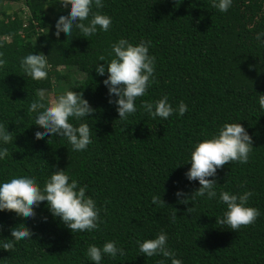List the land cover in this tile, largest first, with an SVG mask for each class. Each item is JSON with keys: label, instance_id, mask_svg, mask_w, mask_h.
<instances>
[{"label": "trees", "instance_id": "16d2710c", "mask_svg": "<svg viewBox=\"0 0 264 264\" xmlns=\"http://www.w3.org/2000/svg\"><path fill=\"white\" fill-rule=\"evenodd\" d=\"M13 3L19 8L11 10ZM0 4V123L12 135L4 145L8 154L0 160V179L34 175L42 185L51 171L65 169L78 185H87L86 195L96 201L102 220L91 232H72L52 217L46 202L32 218L0 211V243L11 239L10 228L19 223L33 232L30 239L13 241L10 249L0 248V264H93L85 254L88 245L107 240L117 241L124 255L104 256L101 264H156L160 259L170 264L168 258L139 253L136 244L161 230L183 264H264V111L258 103L264 94V44L255 38L264 31V0H232L223 13L212 0H103V8L93 11L109 15L111 25L89 37L78 30L68 37L54 35L55 17L67 8L57 0ZM119 38L150 40L149 54L155 58L154 80L135 101L137 111L125 119L108 102L107 72L99 76L94 68L102 56L112 58L110 45ZM36 50L48 55L43 80L20 68L21 58ZM73 70L83 77L72 81L78 79ZM61 81L64 87L54 98L78 91L94 109L83 118L92 140L86 150L74 151L65 137L34 136L41 126L33 124L28 104L38 91ZM164 94L173 108L180 101L187 105L182 116L154 118L140 107L141 100ZM224 122L241 123L253 145L246 163L226 162L209 177L218 191L253 192L248 205L261 215L237 230L216 223L225 207L216 199L181 203L174 195L178 188L190 195L199 187L184 177L190 152ZM153 195L164 204H153Z\"/></svg>", "mask_w": 264, "mask_h": 264}, {"label": "clouds", "instance_id": "9594fccd", "mask_svg": "<svg viewBox=\"0 0 264 264\" xmlns=\"http://www.w3.org/2000/svg\"><path fill=\"white\" fill-rule=\"evenodd\" d=\"M57 3L67 6L54 20V35L64 32L67 37L74 30L83 33L84 37L93 36L97 31H107L112 18L99 10L103 8V0H57ZM232 5V0H212V6L220 12H226ZM256 40L264 44V31L256 33ZM150 40L142 39L132 43L127 38H119L111 47L112 58L105 60L102 56L94 66L99 76L107 72L103 84L108 91V102L116 106L119 119L137 111L135 101L146 94L154 80L155 58L149 54ZM103 62V63H101ZM3 61L0 60V64ZM50 67L48 55L42 51L29 52L20 60V68L25 75L33 80H43L48 75ZM259 107L264 111V94L258 97ZM140 107L151 117L167 119L175 112L182 116L187 105L180 101L176 108L169 102L167 94L159 99L141 100ZM29 113H35L33 120L41 126L34 132L36 138L45 135L65 137L74 151L86 150L91 144L89 124L83 119L94 111L81 92L65 90L57 94L54 99L45 98L43 91H38L27 107ZM12 139L11 132L0 123V160L8 154V144ZM252 137L239 122H224L210 138L196 142L190 152V167L184 172L187 181H197L199 187L189 195L178 188L174 195L181 203L189 199L201 197L205 200L216 199L218 204L224 205L221 216L216 217V223L227 225L231 230H237L242 225L255 222L261 215L258 208L248 205L253 195L251 190L234 193L227 190H217L218 184L214 178L219 169L226 162L248 161L252 151ZM87 185H78L76 179H70L65 169L51 171L41 185L34 175H12L8 179H0V211H13L16 215L32 218L36 215L35 208L41 202H46V208L53 218L59 220L72 232L98 229L102 222L96 201L86 195ZM186 198V199H182ZM153 204H164V201L153 195ZM191 212V208L188 209ZM175 214L173 215V219ZM46 220L47 217H44ZM11 239L0 243V248L10 249L13 241L27 240L33 232L23 223L10 228ZM168 235L161 230L154 238L137 240L139 253L146 257L160 256L168 258L170 264H183L176 257L174 251L169 250ZM86 256L93 264H101L102 257L116 258L123 256L124 249L117 241L107 240L102 245H88ZM156 264H165L160 259Z\"/></svg>", "mask_w": 264, "mask_h": 264}, {"label": "rangeland", "instance_id": "374dc122", "mask_svg": "<svg viewBox=\"0 0 264 264\" xmlns=\"http://www.w3.org/2000/svg\"><path fill=\"white\" fill-rule=\"evenodd\" d=\"M0 7H4V5L2 6V4H0ZM14 8H19V4H16V3H13V4H11V6H10V9L12 10V9H14ZM62 71L64 72V73H67V70L66 69H64V68H62ZM74 71V70H73ZM73 71H72V75H73ZM75 73L74 74H76L75 76H76V78H78V79H72V81H78L79 79H81L82 77H83V74L81 73V72H79V71H74ZM85 75V74H84ZM68 75L66 74V80L65 81H67L68 79H69V77H67ZM64 81H61L60 82V84L59 85H56L53 89H51V90H46V91H43L44 92V95H45V97H47V98H49V99H54V93H55V91L59 88H63L64 87Z\"/></svg>", "mask_w": 264, "mask_h": 264}]
</instances>
